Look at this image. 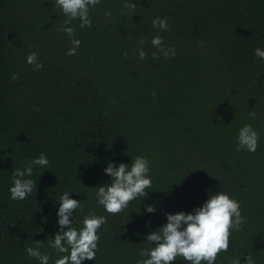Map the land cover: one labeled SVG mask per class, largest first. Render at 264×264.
<instances>
[{"label":"trees","instance_id":"1","mask_svg":"<svg viewBox=\"0 0 264 264\" xmlns=\"http://www.w3.org/2000/svg\"><path fill=\"white\" fill-rule=\"evenodd\" d=\"M126 2L101 0L91 27L73 20L70 38L55 0H0V264H40L25 251L37 241L48 264L67 254L49 246L64 191L81 203L73 227L89 213L107 218L95 260L82 264H137L166 213H192L220 191L239 202L245 222L214 264H245L248 254L264 264V59L254 55L264 50V0H132L135 12ZM157 17L169 30L152 27ZM155 35L174 56L152 58ZM72 39L81 43L69 56ZM31 52L40 70L26 62ZM247 124L260 134L251 153L236 150ZM41 153L48 166L25 177L36 189L12 200L13 173ZM136 156L150 162L152 186L110 214L96 196L111 183L104 169Z\"/></svg>","mask_w":264,"mask_h":264},{"label":"clouds","instance_id":"2","mask_svg":"<svg viewBox=\"0 0 264 264\" xmlns=\"http://www.w3.org/2000/svg\"><path fill=\"white\" fill-rule=\"evenodd\" d=\"M101 0H55V4L61 12L67 17L64 20L62 31L70 38L74 36L75 28L69 26L73 20L80 21V27H91L92 21L89 17L91 7L99 5ZM125 8L135 12L137 4L128 0L123 5ZM110 16V12L105 13ZM152 27L161 30H169L168 18L157 17L152 20ZM72 47L66 53L69 56L76 54L80 45L78 39L71 40ZM140 44L145 43L141 38ZM153 47L158 52H153L152 58L159 59L162 54L165 59L175 55L174 46H164L163 38L159 35L153 36L151 40ZM127 56V52L124 53ZM148 53L143 49H138V56L141 60L147 57ZM254 55L264 59V50L256 48ZM26 62L34 67V70H40L43 64L38 62V54L31 52L26 57ZM16 74L11 77L15 80ZM155 96V92L152 93ZM256 112L251 111L249 116L256 118ZM259 133L253 129L251 124L244 125L239 129L237 137V151L247 150L255 152L258 147ZM149 161L143 156H136L131 164L120 163L114 165L109 162L104 172L111 177V183L97 187V202L102 205L106 212L110 214H119L123 212L129 203L137 198L147 196L146 191L152 186V180L149 175ZM49 161L45 153H41L37 158L30 161L23 170L16 169L13 173L12 186L9 188L10 198L12 200H24L36 189L37 180L26 179L33 174V167H47ZM70 191H64L59 197V208L57 211L58 225L60 231L55 233L49 246L62 255L55 261V264H82L84 260H95L98 250L97 234L98 229L107 223L105 216H97L89 213L83 218V227L77 229L73 227V213L81 207L78 200L69 198ZM241 205L235 199L229 197L225 192L220 191L217 194H210L209 198L193 210L192 213L183 211L176 214H165L167 223L162 227L150 232L145 241L151 246L141 248L137 264H172L177 257H182L184 261L190 264H214L217 256L221 252H227L229 249L230 230L239 231L245 222L241 214ZM145 211L154 213L155 208L147 205ZM66 228V230H65ZM42 231V229H41ZM153 244L155 246H153ZM25 251L30 257L40 261V264H48L49 256L40 251V241L35 242V247H26ZM245 264H254L252 255L248 254L245 258ZM232 264H241L240 257L233 260Z\"/></svg>","mask_w":264,"mask_h":264}]
</instances>
